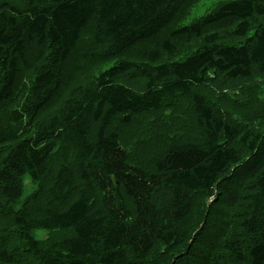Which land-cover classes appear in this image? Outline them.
I'll list each match as a JSON object with an SVG mask.
<instances>
[{"label":"trees","instance_id":"16d2710c","mask_svg":"<svg viewBox=\"0 0 264 264\" xmlns=\"http://www.w3.org/2000/svg\"><path fill=\"white\" fill-rule=\"evenodd\" d=\"M18 1L0 0V264H264V123L197 90L264 82V0L225 2L137 63L121 56L187 0ZM88 29L113 62L48 115ZM188 115L194 132L131 162L132 126Z\"/></svg>","mask_w":264,"mask_h":264},{"label":"rangeland","instance_id":"374dc122","mask_svg":"<svg viewBox=\"0 0 264 264\" xmlns=\"http://www.w3.org/2000/svg\"><path fill=\"white\" fill-rule=\"evenodd\" d=\"M235 0H187L174 21L162 29L154 37L137 43L135 47L126 51L122 56V60L131 61L134 63L149 61L147 54L145 55L140 47L146 48V50L157 48L162 41L168 39L170 35L178 28L190 25L197 19L203 17L207 13H211L225 2H231ZM27 0H19L16 4L22 5ZM198 4V5H197ZM181 24V25H180ZM92 31L88 29L84 32L81 40V44L66 64L65 72V85L60 90V96L56 98V102L50 108L53 111L48 114L54 113L55 106L59 103L58 100H64L71 93L72 89L80 86L91 84L92 81L98 76V74L109 67V60H102L100 54L101 49L92 47ZM191 45L184 46L175 58H183L190 50ZM39 50L34 49L31 51L28 66L37 61ZM27 76H24V79ZM18 91L21 90L19 83H17ZM200 93L206 96L207 100L216 108V110L224 115L232 116L236 121L240 122L243 126L249 124L254 126H263L264 123V82L259 81L253 85L246 86L239 92L221 93L212 87L205 86L197 89ZM17 91V92H18ZM49 109V110H50ZM47 110V111H49ZM51 111V110H50ZM49 111V112H50ZM158 124L150 123V120H141L135 126H132L126 132L127 141L132 151L131 162L134 164H141L142 166H152L153 158L157 157L162 151L165 145L173 144L175 141L171 139L173 133L180 129L181 132H194L195 131V118L188 115L185 120L175 121L172 126L168 124L172 122L169 116H166L164 120L156 118ZM152 131H149L151 129ZM152 132V133H151ZM35 190V186L27 183V195L29 196ZM228 192V188L223 186L221 189L215 192L216 196L220 192ZM233 195H230V199H233ZM200 201V199H198ZM201 206V205H200ZM201 214L199 210L197 215ZM201 218H197L199 220ZM212 219V216H211ZM202 224V223H201ZM200 224V225H201ZM37 238H45V234L42 232L37 233Z\"/></svg>","mask_w":264,"mask_h":264},{"label":"bare ground","instance_id":"6f19581e","mask_svg":"<svg viewBox=\"0 0 264 264\" xmlns=\"http://www.w3.org/2000/svg\"><path fill=\"white\" fill-rule=\"evenodd\" d=\"M198 5V4H197ZM181 25V24H180ZM41 63V62H40ZM242 158V157H241Z\"/></svg>","mask_w":264,"mask_h":264}]
</instances>
